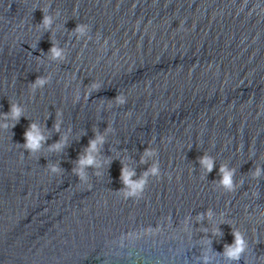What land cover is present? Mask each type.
<instances>
[{"label":"water","instance_id":"1","mask_svg":"<svg viewBox=\"0 0 264 264\" xmlns=\"http://www.w3.org/2000/svg\"><path fill=\"white\" fill-rule=\"evenodd\" d=\"M0 264H264V0H0Z\"/></svg>","mask_w":264,"mask_h":264}]
</instances>
